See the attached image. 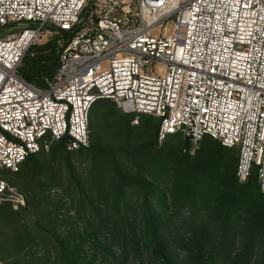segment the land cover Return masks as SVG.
<instances>
[{
	"label": "built area",
	"instance_id": "built-area-1",
	"mask_svg": "<svg viewBox=\"0 0 264 264\" xmlns=\"http://www.w3.org/2000/svg\"><path fill=\"white\" fill-rule=\"evenodd\" d=\"M44 33L60 65L41 86L20 67ZM103 98L159 117V142L182 132L189 155L207 135L236 149L239 182L256 172L264 192V0H0V173L65 136L89 146ZM3 202L27 199L0 176Z\"/></svg>",
	"mask_w": 264,
	"mask_h": 264
},
{
	"label": "trees",
	"instance_id": "trees-1",
	"mask_svg": "<svg viewBox=\"0 0 264 264\" xmlns=\"http://www.w3.org/2000/svg\"><path fill=\"white\" fill-rule=\"evenodd\" d=\"M57 40L58 35H55L45 43L34 44L27 51L20 67L23 78L43 86L45 78L54 75L60 65ZM134 119L137 125L131 123ZM160 126L161 119L157 116L127 113L115 100L99 99L89 114V146L70 151L67 148L68 136H65L52 141L48 151L29 155L18 171L3 169L0 176L5 179L10 176L20 178L31 172L33 164H39V157H56L59 154L68 159L67 165L73 170L71 156L86 151L94 161L92 174L95 171L99 173L92 176V182L97 179L102 184L106 183L109 181L107 174L112 173L114 183H110L108 189L100 182L96 185L103 188L90 189L91 221L84 232L73 240L56 236L59 249L53 251L56 254L59 252L64 264H119V261L122 264H257L263 260L264 192L259 187L256 172L248 181L239 182L236 176L238 151L209 135L203 138L195 155H171L162 147L154 152ZM134 136L145 137L146 142L142 150L132 153V157L142 159L145 153L154 158L155 164L159 165L156 171L153 169L156 176H160V171L164 174L166 163H170L172 175L167 174L172 181L159 180L154 184L126 171L120 155L130 153ZM117 137L124 144L118 145ZM47 138L51 139V136L47 135ZM186 143L189 145L187 138ZM206 150H209L205 154L208 158L203 162L201 157ZM166 155L169 158L165 159ZM146 158L142 160H149ZM100 163L98 170L96 166ZM104 163L106 167H102ZM138 185H142L145 191L135 198L133 196L139 194ZM41 187L42 190L45 188L44 182ZM60 194L58 189L54 195ZM26 197L30 204L31 198ZM154 200L161 205L160 209L151 206ZM61 202L67 207L66 201ZM183 203L190 209L189 217L183 219L185 226L168 224L171 212L176 213L184 206ZM70 207L73 208L72 205ZM23 209L26 207L15 209L10 202L0 203V222L12 224L14 228L13 232L1 233L0 237V247L6 241L14 246L11 255L0 254L4 260L13 256L8 264L29 262L20 250L16 251L27 234L23 225L16 221ZM67 213L69 216L66 217L71 218L69 210ZM88 241L94 246L90 252L84 247ZM235 246H242V249L232 251ZM98 248L106 250L108 256L98 259ZM256 250L262 259L254 258ZM51 253L50 249L47 260ZM120 256L124 259L119 260ZM253 258L255 260L252 261Z\"/></svg>",
	"mask_w": 264,
	"mask_h": 264
},
{
	"label": "rangeland",
	"instance_id": "rangeland-1",
	"mask_svg": "<svg viewBox=\"0 0 264 264\" xmlns=\"http://www.w3.org/2000/svg\"><path fill=\"white\" fill-rule=\"evenodd\" d=\"M170 28L171 25L168 24L166 25L165 30L169 32ZM158 31H160V29H157L156 32ZM49 38L50 37L48 36V33H44L37 44L45 43ZM135 121L136 120L134 119L131 123L133 125H137V122ZM135 137L136 136L133 137V145L129 149L130 153L120 155L122 156L123 167L126 169V171L134 175H140L146 180L150 181V183L154 184L159 180L160 182L164 180L172 181L171 176L167 174L170 173L172 175L170 163H166L164 174L160 171V176H156L155 171L157 170L156 166L158 164H155L154 158L145 153L142 155V159L149 157L146 158L149 160H142L140 158L136 159L135 157H132V153L134 151H138L139 149L142 150L146 142L145 137ZM117 140L118 145L124 144V141L121 138L119 139V137H117ZM187 146L188 145L186 143L185 135L182 132H177L169 134L164 142L158 141L153 147L152 151L156 152L159 147H162V149H164L166 152H169L171 155H176L178 153H185L183 149ZM207 146L209 147V144H207ZM225 152L227 151L225 150ZM208 153L209 150H206L201 157L203 162H205L206 158H208L207 155H205ZM167 157L168 155L165 156V159ZM162 158L164 157L162 156ZM67 160L68 159L66 157H62L60 154L56 157H39L38 162L41 165V168H39V164H33L34 167L31 169L30 173L25 175L23 174L20 176V178L14 176L6 178L7 181L15 185L22 193L25 194V196L27 195L29 198H31V203L28 204L27 201L26 205L23 206L26 207V209L20 210L18 216L16 217L17 223H21L27 231L23 244L19 247L20 249L16 250H20L22 256L29 261L25 262V264H64L63 257L59 256V252H57V254L54 253V251L56 252L59 249V242L56 236H59L64 240H73L76 237H79L80 233L84 232L85 228L89 225V221H91L90 215L92 213V209L88 200L91 190H97L103 188V186L104 188L108 189L109 184L114 183V179L111 176L112 173L110 172L107 174L109 181H106V183L102 184L100 181H97V179H93L92 182V176L99 173L98 171H95L92 174V170L94 169V161L91 154L87 151L75 153L71 156V160L74 163L73 170L68 167ZM103 165L102 167H106L105 163ZM100 167L101 163L97 164L96 169L99 170ZM157 168H159V165ZM105 170L107 171V168ZM90 180L91 184H89ZM43 182L45 188L42 190L41 185ZM99 182L103 186L96 185ZM31 184H34L35 186L31 187ZM36 187L37 189H33ZM137 187L139 188V194L134 195L133 197L135 198L139 197L145 191L142 185H138ZM52 189H60L61 194L54 195L55 192H53ZM60 200L66 201L67 207H65ZM71 205L73 208L70 207ZM152 205L155 209H160L161 206L158 204L157 200H154L151 206ZM109 207H111V205H109ZM67 210H69L71 218L66 217V215L69 216ZM189 215V206L184 205L176 213L171 212L168 224L181 227L185 226L183 219H187ZM13 230L14 228L12 224L10 225L0 222V237L2 236L1 233L9 234L10 232H13ZM49 233L51 236H54V238L51 237ZM13 247L14 246L12 242H3V245L0 247V254L11 255L10 253ZM84 247L86 250H88V252L92 251L94 248L90 241H88ZM235 248H238L239 250L242 249V246H235L233 247L232 251H235ZM50 249L53 253H51L52 256H50L47 260L46 256L50 255H48ZM16 251L14 250L13 252ZM105 251L98 248V259L101 260L103 257L108 256V253ZM258 252L259 251L256 250L254 258L259 259L260 256H258ZM60 254L62 253L60 252ZM254 258L252 261L255 260ZM12 259L13 256L6 260L0 257V260L3 262V264H8L12 261ZM123 259V256L119 257V260ZM260 259H262V257H260ZM119 264L122 263L119 261ZM128 264H138V262H132ZM257 264H264V256L263 260H259Z\"/></svg>",
	"mask_w": 264,
	"mask_h": 264
}]
</instances>
